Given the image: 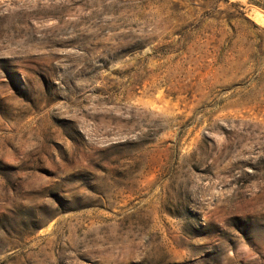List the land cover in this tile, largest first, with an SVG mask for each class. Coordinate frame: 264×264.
Returning <instances> with one entry per match:
<instances>
[{
	"label": "rangeland",
	"instance_id": "rangeland-1",
	"mask_svg": "<svg viewBox=\"0 0 264 264\" xmlns=\"http://www.w3.org/2000/svg\"><path fill=\"white\" fill-rule=\"evenodd\" d=\"M0 264H264V0H0Z\"/></svg>",
	"mask_w": 264,
	"mask_h": 264
}]
</instances>
